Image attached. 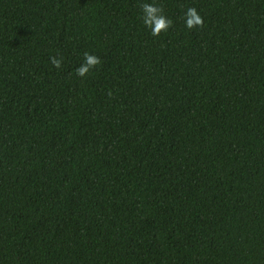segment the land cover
<instances>
[{"label": "trees", "instance_id": "1", "mask_svg": "<svg viewBox=\"0 0 264 264\" xmlns=\"http://www.w3.org/2000/svg\"><path fill=\"white\" fill-rule=\"evenodd\" d=\"M0 264H264V0H0Z\"/></svg>", "mask_w": 264, "mask_h": 264}, {"label": "clouds", "instance_id": "2", "mask_svg": "<svg viewBox=\"0 0 264 264\" xmlns=\"http://www.w3.org/2000/svg\"><path fill=\"white\" fill-rule=\"evenodd\" d=\"M139 7L143 12V23L150 30L153 37L159 38L173 27V21L164 15V8L162 6L156 3H141ZM183 19L185 27L189 30L203 28L204 26L203 18L198 13L197 9L193 7L187 8ZM50 62L56 69H60L63 64L62 58L56 56L50 57ZM101 63L99 57L90 53H85L84 63L76 69V74L82 78L87 77ZM108 95L111 96V92H109Z\"/></svg>", "mask_w": 264, "mask_h": 264}]
</instances>
